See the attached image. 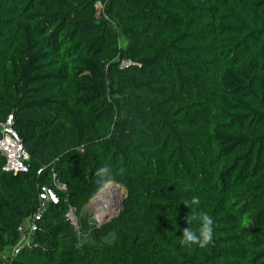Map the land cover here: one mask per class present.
<instances>
[{
  "label": "trees",
  "instance_id": "1",
  "mask_svg": "<svg viewBox=\"0 0 264 264\" xmlns=\"http://www.w3.org/2000/svg\"><path fill=\"white\" fill-rule=\"evenodd\" d=\"M10 114L30 160L0 153V264L56 179L11 264H264V0H0ZM101 167L120 211L78 235ZM201 210L212 243L182 245Z\"/></svg>",
  "mask_w": 264,
  "mask_h": 264
},
{
  "label": "built area",
  "instance_id": "2",
  "mask_svg": "<svg viewBox=\"0 0 264 264\" xmlns=\"http://www.w3.org/2000/svg\"><path fill=\"white\" fill-rule=\"evenodd\" d=\"M13 121V115L10 114L5 121L0 122V153L5 160L3 170L17 174L19 172H26L29 170L30 155L27 152L20 135L15 129ZM55 188H57L58 190L66 191V185L64 183H61L58 179L55 180ZM55 188H50L47 186L42 187V190L39 195L40 204L38 210L32 215H30L27 219H25L22 224L19 225L18 232L20 234V240L17 245L13 248L12 253L9 254L7 257H12L18 252H20V250L25 246H30L33 234L37 228V220L40 219L49 202L52 201L55 203L59 200V196ZM116 189H118V187H116ZM98 194L95 195L89 202L95 201V199H97L98 197ZM67 215L68 219L74 226L78 235H80L81 232L79 217L76 214L75 208L70 206ZM89 216L93 220L97 219V217H99L98 210H94L93 214L89 213ZM110 218H112L111 215L107 218H102L100 220V224L102 221ZM7 257L4 264H11L10 258L8 259Z\"/></svg>",
  "mask_w": 264,
  "mask_h": 264
},
{
  "label": "clouds",
  "instance_id": "3",
  "mask_svg": "<svg viewBox=\"0 0 264 264\" xmlns=\"http://www.w3.org/2000/svg\"><path fill=\"white\" fill-rule=\"evenodd\" d=\"M96 175L103 181V187H108V177L111 175V169L109 167H101L97 170ZM191 204L198 206L200 204V198L198 196L191 199ZM187 206V205H186ZM193 220L198 222V228L194 230L192 227L187 226L182 230L181 244L185 246H198L204 248L213 241V220L203 210L199 211L195 215H188L186 217L187 225H191Z\"/></svg>",
  "mask_w": 264,
  "mask_h": 264
},
{
  "label": "rangeland",
  "instance_id": "4",
  "mask_svg": "<svg viewBox=\"0 0 264 264\" xmlns=\"http://www.w3.org/2000/svg\"><path fill=\"white\" fill-rule=\"evenodd\" d=\"M98 9H99V14L102 12V6L101 5H99V7H98ZM121 45L122 46H124L125 45V43H121ZM111 184H114L115 185V187H118V192H117V194L119 195V197H120V199H121V202H122V199L124 198V195H125V189H124V187H122L121 185H119V184H116V183H111ZM104 190V188L101 190V191H99V192H101L102 193V191ZM101 193H99L98 194V198H101V196L102 195H100ZM100 196V197H99ZM97 198V199H98ZM97 199H95V201H93V202H89L88 204H87V206H86V209H85V211L87 210V214L88 213H90V214H93V212H94V210H102L103 209V211L104 212H108V204L106 203V199L104 200V199H102V201L100 202V199H98L99 200V202H97L98 200ZM112 208H113V206H112ZM120 208H121V204H120V206L118 207V208H116L115 210H114V212L111 214V216L112 217H114V216H116L117 214H118V212L120 211ZM100 210V211H101ZM100 211H98V213L100 212ZM86 216V215H85ZM102 218L100 217H97V219H92L90 216H88V218H87V216H86V218H79V224H80V226H83L84 228L86 227V226H96V227H101V225H103V224H105L106 222H108L110 219H107V220H104V221H102L101 222V224H100V220H101ZM106 234V233H105ZM103 237H104V239L105 240H109V239H111L112 238V235H111V232H108V235H103ZM7 250L8 249H5V250H3L2 251V254H4V253H6L7 252Z\"/></svg>",
  "mask_w": 264,
  "mask_h": 264
},
{
  "label": "bare ground",
  "instance_id": "5",
  "mask_svg": "<svg viewBox=\"0 0 264 264\" xmlns=\"http://www.w3.org/2000/svg\"><path fill=\"white\" fill-rule=\"evenodd\" d=\"M118 190L116 189L115 185L114 184H108V187L104 188V190L102 191V193L100 195L101 198H98L100 199V202L102 201V199H106V203L108 204V212H104L103 209L100 211L98 214H99V217L101 218H107L109 217L116 208H118L121 204V199L119 197V195L117 194ZM100 197V196H99ZM97 199V200H98ZM99 202V200L97 201ZM113 206V208H112Z\"/></svg>",
  "mask_w": 264,
  "mask_h": 264
},
{
  "label": "water",
  "instance_id": "6",
  "mask_svg": "<svg viewBox=\"0 0 264 264\" xmlns=\"http://www.w3.org/2000/svg\"><path fill=\"white\" fill-rule=\"evenodd\" d=\"M98 193H99V192H98ZM98 193H97V194H98ZM97 194H96V195H97Z\"/></svg>",
  "mask_w": 264,
  "mask_h": 264
}]
</instances>
